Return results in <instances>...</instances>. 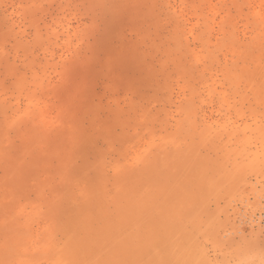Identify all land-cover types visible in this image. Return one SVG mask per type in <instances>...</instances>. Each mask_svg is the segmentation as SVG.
I'll return each instance as SVG.
<instances>
[{"label": "rangeland", "instance_id": "rangeland-1", "mask_svg": "<svg viewBox=\"0 0 264 264\" xmlns=\"http://www.w3.org/2000/svg\"><path fill=\"white\" fill-rule=\"evenodd\" d=\"M0 264H264V0H0Z\"/></svg>", "mask_w": 264, "mask_h": 264}]
</instances>
